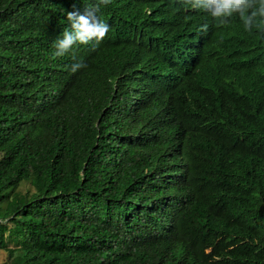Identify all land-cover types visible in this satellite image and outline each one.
I'll use <instances>...</instances> for the list:
<instances>
[{
	"label": "trees",
	"instance_id": "1",
	"mask_svg": "<svg viewBox=\"0 0 264 264\" xmlns=\"http://www.w3.org/2000/svg\"><path fill=\"white\" fill-rule=\"evenodd\" d=\"M94 3L0 0V264H264V33L112 0L54 56Z\"/></svg>",
	"mask_w": 264,
	"mask_h": 264
},
{
	"label": "clouds",
	"instance_id": "2",
	"mask_svg": "<svg viewBox=\"0 0 264 264\" xmlns=\"http://www.w3.org/2000/svg\"><path fill=\"white\" fill-rule=\"evenodd\" d=\"M112 0H95L91 8H86L81 14L78 10L66 13L70 27L65 28L60 38L54 42V56L62 57L74 44H91L98 46L109 31V25L100 19L96 13L100 8L108 6ZM170 3L182 4L187 13L197 18L213 20L217 26H225L232 19L241 21L246 32L253 29L264 33V0H169ZM204 25L202 31L207 30ZM86 65L82 62L73 63L70 71L76 73Z\"/></svg>",
	"mask_w": 264,
	"mask_h": 264
},
{
	"label": "rangeland",
	"instance_id": "3",
	"mask_svg": "<svg viewBox=\"0 0 264 264\" xmlns=\"http://www.w3.org/2000/svg\"><path fill=\"white\" fill-rule=\"evenodd\" d=\"M16 191L21 194H24V193L31 194L34 192V189L28 182L23 181L17 187ZM7 256H8L7 252L1 250L0 251V262H5L7 260Z\"/></svg>",
	"mask_w": 264,
	"mask_h": 264
}]
</instances>
